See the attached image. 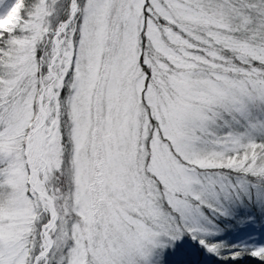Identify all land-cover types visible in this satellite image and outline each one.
Returning a JSON list of instances; mask_svg holds the SVG:
<instances>
[{
    "label": "snow or ice",
    "instance_id": "1",
    "mask_svg": "<svg viewBox=\"0 0 264 264\" xmlns=\"http://www.w3.org/2000/svg\"><path fill=\"white\" fill-rule=\"evenodd\" d=\"M0 264H264V0H0Z\"/></svg>",
    "mask_w": 264,
    "mask_h": 264
}]
</instances>
